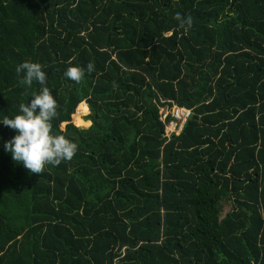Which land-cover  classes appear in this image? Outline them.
I'll use <instances>...</instances> for the list:
<instances>
[{
  "label": "trees",
  "instance_id": "1",
  "mask_svg": "<svg viewBox=\"0 0 264 264\" xmlns=\"http://www.w3.org/2000/svg\"><path fill=\"white\" fill-rule=\"evenodd\" d=\"M25 61L78 151L30 174L0 123V264H264V0H0V121Z\"/></svg>",
  "mask_w": 264,
  "mask_h": 264
},
{
  "label": "clouds",
  "instance_id": "2",
  "mask_svg": "<svg viewBox=\"0 0 264 264\" xmlns=\"http://www.w3.org/2000/svg\"><path fill=\"white\" fill-rule=\"evenodd\" d=\"M178 26L187 32L193 25L192 17L176 13ZM94 64L89 63L85 70L79 66L69 67L64 76L79 84L85 76V71H94ZM16 73L23 76L18 83L30 88L33 82L42 85L39 94L30 104L21 103V114L14 118L5 116L0 123L16 131V135L4 143L5 151L11 153L12 160L22 164L30 174H42L46 165L59 166L61 162L71 161L78 151V145L67 139L65 135L52 134V120L57 118L59 107L56 99L46 85L47 75L42 65L37 62L25 61L17 66ZM39 111L37 112V110Z\"/></svg>",
  "mask_w": 264,
  "mask_h": 264
},
{
  "label": "built area",
  "instance_id": "3",
  "mask_svg": "<svg viewBox=\"0 0 264 264\" xmlns=\"http://www.w3.org/2000/svg\"><path fill=\"white\" fill-rule=\"evenodd\" d=\"M162 105L158 107L159 121L163 123L165 137L178 135L184 124L190 118V110L178 107L176 105L169 106L167 102L161 100Z\"/></svg>",
  "mask_w": 264,
  "mask_h": 264
},
{
  "label": "rangeland",
  "instance_id": "4",
  "mask_svg": "<svg viewBox=\"0 0 264 264\" xmlns=\"http://www.w3.org/2000/svg\"><path fill=\"white\" fill-rule=\"evenodd\" d=\"M86 114H87V112H86ZM86 114H85V115H86ZM85 115H82V116H81V120L84 119V116H85ZM72 122H73V124H74L76 127H78V128H82V129L88 128V127L90 126V123H88V122H87V125H86V126H83V125H82V126H80V127L77 126V125L74 123V120H73ZM82 122H83V121H82ZM164 137H165V134H164ZM226 211H227V208H225L223 212H226Z\"/></svg>",
  "mask_w": 264,
  "mask_h": 264
}]
</instances>
